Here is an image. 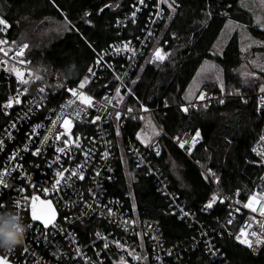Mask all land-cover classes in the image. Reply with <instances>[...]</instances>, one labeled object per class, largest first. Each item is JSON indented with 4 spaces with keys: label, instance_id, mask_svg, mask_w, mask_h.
Segmentation results:
<instances>
[{
    "label": "trees",
    "instance_id": "obj_1",
    "mask_svg": "<svg viewBox=\"0 0 264 264\" xmlns=\"http://www.w3.org/2000/svg\"><path fill=\"white\" fill-rule=\"evenodd\" d=\"M175 1H163L164 13L157 30L125 78L122 89L123 108L139 110L143 105L156 108L155 117L166 131L159 135L161 150L152 152L149 143L140 141L137 134L145 118L134 114L112 121L109 133L115 177L107 183V193L125 200L140 222L152 221L156 225L164 247L173 250L166 257V264H218L208 251L204 230L227 264H264V244L254 253L235 239L243 212H237L230 222H223L228 204L203 170L211 169L214 177L219 178L217 185L221 192L240 201L254 190L263 172L260 165L252 163L255 156L251 146L264 125V109L258 110L253 99L259 83L248 84L240 74L243 53L239 31L235 30L227 38L221 52H214L213 46L225 37L229 22L247 26L255 37L263 40L264 29L258 26L255 13L244 0ZM134 2L0 0V17L10 23L11 38L29 42L28 60L77 82L96 56L112 43L122 39L137 42L143 35L149 12L158 0H147V6L140 10L135 21L118 23V17L127 14ZM168 3L174 4L172 15ZM156 47L167 52L165 60L153 59ZM122 62L125 61L109 67L105 78L99 79L104 87L111 89L115 85L113 69L118 71ZM206 62L215 63L218 71L203 68ZM260 81H264V71ZM221 83L224 91L231 93L240 86L252 98L246 103L230 94L224 103L197 101L187 112L182 110V103L197 100L201 91H223ZM12 86L13 81L0 72V99L6 97ZM189 94L190 98L185 99ZM7 120L0 109V130ZM197 130L201 140L188 154L178 141L185 133L193 134ZM131 141L140 145L155 173L129 151ZM163 179L168 181L169 190L175 193L180 204L195 214L198 223L172 212L169 196L159 190ZM213 193L218 199L206 207ZM74 229L84 243L96 231H119L99 215L76 223ZM120 233L138 248L144 259L140 258L138 264H156L147 236ZM103 253L106 264H127L113 247Z\"/></svg>",
    "mask_w": 264,
    "mask_h": 264
},
{
    "label": "built area",
    "instance_id": "obj_2",
    "mask_svg": "<svg viewBox=\"0 0 264 264\" xmlns=\"http://www.w3.org/2000/svg\"><path fill=\"white\" fill-rule=\"evenodd\" d=\"M163 1L158 0L150 10L143 35L138 37L137 42L122 39L112 43L108 49L96 56L77 82L53 74L47 67L34 65L28 60L29 43L11 38L8 35L10 23L0 17L7 21L6 25L1 24L0 40L6 43L0 44V48L4 49V52H0V72L7 80L13 81V86L6 97L0 99V109L8 118L0 130V180L4 181V184H0V212H7L9 216L16 217V222L22 228L21 233H16L17 244L0 251V254L12 263L106 264L103 251L113 247L127 264H138L140 252L120 233L125 232L129 235L139 233L147 236L151 241L155 263L166 264V257L173 250L164 247L156 225L152 221L140 222L134 217L125 200L107 193V183L115 177L110 123L120 120L124 115L137 114L141 118L151 116L160 126L155 117L156 108L144 105L139 110L129 111L123 108L122 89L125 78L157 30L164 13ZM168 2L177 3L175 0ZM146 6L147 0H143V3L141 0H135L130 11L118 17V23L125 25L129 21H135L140 10ZM25 44L28 47L23 49L21 55V48ZM122 60L125 61L122 62V67L118 71L113 69L115 85L111 89L104 87L99 81L105 78V72H108L109 67L113 68ZM13 68L20 69L26 83L17 78L15 72L11 71ZM85 77L88 79L81 88L80 82ZM73 88L77 89V92L83 91L86 95L92 96V105H85L73 96L69 91ZM117 88L119 93L116 91ZM230 94L246 103L252 98L242 87L237 86L231 93L224 90L205 92L204 100H189L182 105L192 107L197 101L225 100ZM10 98L13 103L8 105L7 101ZM253 99L257 109L263 110L264 92L261 91V87L256 90ZM65 118L72 121L69 129L63 127ZM160 129L163 128L160 126ZM161 133L166 134V131L162 130ZM194 135L195 133H185L181 139L187 141L182 149L188 154L201 140V137L198 138L193 145ZM262 135L264 125L253 141L251 151L255 156L252 163L260 165L263 172L257 179L254 190L244 201L223 194L217 185V178L212 175L213 171L208 172L203 168L213 179L219 196L228 204L223 222H230L237 212H243L244 217L235 232V239L237 240V235L244 238L241 233V229H244L252 246L237 241L254 253L259 252L264 242L257 244L256 237L251 233L256 232L264 237V228L261 227L264 225V216L258 210L253 212L246 208L245 204L253 193H264V141L260 140ZM58 148L64 151H57ZM128 148L137 160L155 173L156 169L150 166L140 150V145L131 141ZM148 148L152 152H160L159 135L148 144ZM189 148L190 152L187 150ZM58 173L63 175L60 176ZM80 174L83 175V179L80 178ZM57 180L60 181L59 184L56 183ZM159 190L169 196L174 214L188 218L191 222L198 221L195 214L184 208L175 197V193L169 190L166 179L160 181ZM35 195L51 199L58 209L57 220L49 227L43 226L31 217L30 204ZM59 209L62 210L61 214ZM93 215L106 218L119 231L116 229L96 231L88 242H81L74 225ZM204 232L203 237H206L208 251L214 260L218 264H227L207 230Z\"/></svg>",
    "mask_w": 264,
    "mask_h": 264
},
{
    "label": "snow or ice",
    "instance_id": "obj_3",
    "mask_svg": "<svg viewBox=\"0 0 264 264\" xmlns=\"http://www.w3.org/2000/svg\"><path fill=\"white\" fill-rule=\"evenodd\" d=\"M164 2L167 3L168 0H164ZM141 3H143V0H141ZM172 7H173V5L172 4H169V8H172ZM85 15H88V13H85ZM132 15L134 17L135 16V13H133ZM158 15H159V13H158ZM65 20H67L66 17H65ZM0 24L6 25L7 24V21L6 20H3V19H0ZM65 26H67V25H65ZM173 35H175V34H173ZM4 43H6V42L3 41V40H0V44H4ZM126 46L127 45H125V47ZM27 47H28L27 44L23 45V47L21 48V53H20L21 55L23 54V49L24 48H27ZM0 52H4V49L3 48H0ZM167 55H168L167 53H163L162 52V49L157 48L155 50L153 59L164 60L167 57ZM21 63H23V61H21ZM257 66L258 67H261L262 71H264V65H259L258 64ZM11 71L15 72L17 78L20 79L21 82H24V83L27 82V81H24L23 80V73L20 71V69L13 68V69H11ZM89 72H91V69H89ZM242 75H244L246 77H255L257 74L255 72H244V73H242ZM87 79H88V77H85L84 80H82L80 82V87L81 88L84 86V83H85V81ZM221 90H223V84L222 83H221ZM41 91H43V89H41ZM69 91L73 94V96H76L78 99H80L83 104L89 105V106L92 105V103H93V97L92 96L86 95L83 91L77 92V89H75V88L69 89ZM116 91H117V93H119V88H117ZM261 91L264 92V85H261ZM190 95L191 94H189L188 96H186L185 99H189L190 98ZM196 98L198 100H204L205 99V93L203 91H201L197 95ZM17 102H19L18 98H17ZM7 103H8V105H11L13 103L12 99L10 98L7 101ZM220 103H224V101L223 100H220ZM204 106L207 107L206 104ZM182 110L185 111V112H187L189 109H188L187 106H182ZM129 111H131V109H129ZM76 114L79 115V112H77ZM117 115L119 116V113H117ZM98 118L99 117H97V119ZM71 126H72V121L70 119L65 118L64 119V122H63V127L65 129H69ZM157 134H159V133H157ZM137 135L139 137L140 134L138 133ZM200 136H201L200 130H197L195 132V135L192 138L193 145L196 143V141L198 140V138H200ZM260 140L261 141H264V135H262L260 137ZM143 142L144 143H147V141H143ZM178 142H179V145H180L181 148H184L185 147V144L187 143V141H178ZM187 150L190 152L191 151V148H189ZM57 151H61L62 152V151H64V149L58 148ZM254 151H255V149H254ZM105 155H107V153H105ZM211 171H212L211 169H208V172H211ZM58 175L62 176L63 173H58ZM212 175H215V174L212 173ZM80 178L83 179V175L82 174H80ZM217 182H219V178H217ZM56 183L59 184L60 181L57 180ZM0 184H4V181L3 180H0ZM238 193H239V190H237V194ZM217 199H218L217 194L216 193H213L212 194V197L208 201L206 207H211L212 204L217 201ZM37 201H38V198L33 197V203H32V218L34 220L42 221L43 224L46 225V226L47 225H50V224H53V221L55 220V217H56V211L52 207L51 202L50 201H39L37 203ZM257 205H259V208L258 209H257ZM245 207L248 208V209H251L253 212H256L258 210L260 212V214L262 216H264V193H260V194L253 193L251 196H249L248 201L245 204ZM109 211H111V210L109 209ZM11 219L15 221V224L11 225V227L13 228V230L16 233H21L22 232V228H21L20 224L16 222L17 218L16 217H11ZM29 227H31V226H29ZM261 227L264 228V225H261ZM241 233H242V235H243L244 238H242L241 235H237V237H236L237 240H240L242 243H244V244L248 245L249 247H251L252 246V242L249 239H247V235L245 233V230L244 229H241ZM251 235L256 237V241L255 242L257 244H260V243L264 242V237L260 236L256 232H252ZM105 246H107V245H105ZM0 264H9V261H8L7 258H5L3 256H0Z\"/></svg>",
    "mask_w": 264,
    "mask_h": 264
},
{
    "label": "rangeland",
    "instance_id": "obj_4",
    "mask_svg": "<svg viewBox=\"0 0 264 264\" xmlns=\"http://www.w3.org/2000/svg\"><path fill=\"white\" fill-rule=\"evenodd\" d=\"M244 2L255 13L254 17H255V21L258 24V26L261 29H264V0H244ZM168 4H172V3H168ZM172 5L174 6V4ZM169 10H170V15H172L174 13L175 8L172 7V8H169ZM235 30L239 31V34L241 36V42H242L241 50L243 53V63H242V66L240 67V74L242 78L244 79V82L248 84L253 83V82L259 83V86L261 87V85L264 83V81H260L262 69L261 67H258L257 65L258 64L264 65V49H262V46H264V40L259 37H255L252 34V32L248 29L247 26L242 25V24H237L236 22H229L227 26V31H225L226 33L225 37L222 36L219 40H217V42H215L213 46V51L217 53L221 52L228 40L227 38ZM157 48L158 47H156L155 50ZM159 48L162 49V47H159ZM155 50L153 53H155ZM162 52L167 53L163 49H162ZM155 60L160 61V62L162 61L159 59H155ZM203 68L214 69V70L218 69L216 64L213 62H206ZM244 72H255L257 75L255 77H246L242 75V73ZM160 126L162 127L161 124ZM160 126L155 122V120H153L151 116L149 115L146 116L143 121L142 127L139 131L140 141L142 143H144L143 141H147V143H144V144L150 143L155 137L162 134ZM133 214H135L134 211H133ZM140 258L142 261H144L142 255Z\"/></svg>",
    "mask_w": 264,
    "mask_h": 264
},
{
    "label": "clouds",
    "instance_id": "obj_5",
    "mask_svg": "<svg viewBox=\"0 0 264 264\" xmlns=\"http://www.w3.org/2000/svg\"><path fill=\"white\" fill-rule=\"evenodd\" d=\"M13 224L15 221L7 212H0V251L12 248L17 244L16 232L11 227Z\"/></svg>",
    "mask_w": 264,
    "mask_h": 264
},
{
    "label": "water",
    "instance_id": "obj_6",
    "mask_svg": "<svg viewBox=\"0 0 264 264\" xmlns=\"http://www.w3.org/2000/svg\"><path fill=\"white\" fill-rule=\"evenodd\" d=\"M34 197H36V198H38V201H37V203L39 202V201H50L51 202V205H52V207L55 209V211H56V217H55V220L53 221V223L57 220V217H58V209H57V207H56V205L54 204V202L51 200V199H44V198H42V197H40V196H38V195H35ZM32 203H33V198H32V201H31V204H30V206H31V217H32ZM33 219V218H32ZM34 220V219H33ZM34 221H36V222H39V223H41L43 226H45V227H49L50 225H52V224H50V225H44L43 224V222L42 221H39V220H34ZM0 256H2L1 254H0ZM9 261V260H8ZM9 264H14V263H12L11 261H9Z\"/></svg>",
    "mask_w": 264,
    "mask_h": 264
},
{
    "label": "bare ground",
    "instance_id": "obj_7",
    "mask_svg": "<svg viewBox=\"0 0 264 264\" xmlns=\"http://www.w3.org/2000/svg\"><path fill=\"white\" fill-rule=\"evenodd\" d=\"M162 130H164V128H163ZM162 130H161V131H162Z\"/></svg>",
    "mask_w": 264,
    "mask_h": 264
}]
</instances>
